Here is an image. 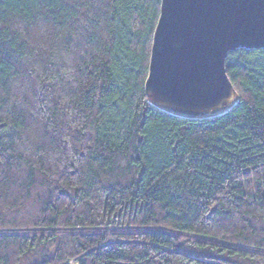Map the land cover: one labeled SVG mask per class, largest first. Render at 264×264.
<instances>
[{
    "label": "trees",
    "instance_id": "1",
    "mask_svg": "<svg viewBox=\"0 0 264 264\" xmlns=\"http://www.w3.org/2000/svg\"><path fill=\"white\" fill-rule=\"evenodd\" d=\"M161 0H0V264H264V50L241 99L147 102Z\"/></svg>",
    "mask_w": 264,
    "mask_h": 264
},
{
    "label": "water",
    "instance_id": "2",
    "mask_svg": "<svg viewBox=\"0 0 264 264\" xmlns=\"http://www.w3.org/2000/svg\"><path fill=\"white\" fill-rule=\"evenodd\" d=\"M242 50H264V0H161L147 102L187 120L228 114L241 96L227 59Z\"/></svg>",
    "mask_w": 264,
    "mask_h": 264
},
{
    "label": "rangeland",
    "instance_id": "3",
    "mask_svg": "<svg viewBox=\"0 0 264 264\" xmlns=\"http://www.w3.org/2000/svg\"><path fill=\"white\" fill-rule=\"evenodd\" d=\"M71 264H74V263H71Z\"/></svg>",
    "mask_w": 264,
    "mask_h": 264
}]
</instances>
